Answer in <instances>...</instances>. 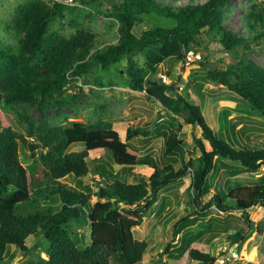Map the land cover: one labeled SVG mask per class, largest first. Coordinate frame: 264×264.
<instances>
[{
    "label": "trees",
    "instance_id": "obj_1",
    "mask_svg": "<svg viewBox=\"0 0 264 264\" xmlns=\"http://www.w3.org/2000/svg\"><path fill=\"white\" fill-rule=\"evenodd\" d=\"M79 1L89 8H104L105 17L117 27L115 42H98L95 34L78 23L69 33L54 29L53 24L58 21L60 25L73 11L64 3L49 5L41 0H27L18 6L4 27L15 44L7 45L0 39V264L13 260L11 247L20 255L28 254L27 241L31 237L44 241L47 259L37 256L26 264H140L148 244L136 240L132 229L142 224L158 192L187 174L191 177L193 206L200 205L204 211L212 205L225 213L237 211L249 221L252 208H264V176L252 186L215 185L205 205L201 199L210 192L208 178L214 171L215 158L232 177L258 173L264 163V145L242 140L236 124L212 132L199 107L183 97H169L166 91L173 90V85L148 77L156 75L158 66L171 59L179 63L181 78L200 99L204 98L206 84L218 83L264 118V65L249 57L264 40V0L245 11L239 30L224 27L226 14L231 12L225 8L232 0H114L113 5L109 0ZM145 17L163 24L135 33L136 24ZM201 36L218 43L234 58V67L208 69L209 63L198 59L197 67L192 66L185 78L187 54L200 53ZM136 57L143 60V66ZM201 57L207 60L204 54ZM124 59L130 87L143 92L146 99L158 101L169 113L153 130L129 128L122 139L106 120L90 125L70 122L39 130L33 119L17 114L19 122L28 126L27 135L32 138L28 142L6 118L4 111H15L17 104L35 107L39 112L67 108L82 92L74 81L99 68L107 72ZM68 86H73V92L66 91ZM183 111L188 115L186 123L198 125L211 147L207 151L202 141L194 138L201 156L187 162L183 142L177 139L180 126L176 117ZM154 138L164 142L163 166L152 157L139 160L140 145ZM20 142L36 157L33 166L21 164ZM76 144L83 150L68 152ZM93 151L106 152L121 169L139 164L147 168L133 173V182L126 183L114 176L106 159L89 162ZM177 163L180 167L175 169L173 164ZM88 175L93 177L92 187L64 182L69 177L79 180ZM92 198L97 201L91 203ZM193 214L196 217L180 220L179 230L195 225L203 217L202 211L193 209ZM70 222L89 226L88 244H75ZM254 226L256 232L264 233V222ZM194 238L180 239L172 251L179 257L188 252L189 258L199 264H215V256L190 248ZM244 239L243 232L235 228L228 236L231 245Z\"/></svg>",
    "mask_w": 264,
    "mask_h": 264
},
{
    "label": "rangeland",
    "instance_id": "obj_2",
    "mask_svg": "<svg viewBox=\"0 0 264 264\" xmlns=\"http://www.w3.org/2000/svg\"><path fill=\"white\" fill-rule=\"evenodd\" d=\"M27 0H0V39L7 45L15 44L9 32L4 30L18 6ZM49 5L56 2L69 5L72 14L67 19L52 25L54 29L62 28V32L69 33L72 31L73 24H79L85 29L90 30L96 35L98 42H115L117 40V27L113 21L105 17L104 8L94 6L86 7L79 0H41ZM262 0H232L231 12L226 14L224 27L239 30V24L246 10L256 5ZM163 24L150 18H143L135 26V33L151 29L154 25ZM202 44L197 53L189 58L190 65H186L187 72L185 78L190 75L192 66L198 59L200 62L209 63L208 69L234 67L235 59L228 56L222 51V48L216 42H210L206 37L201 36ZM204 54L206 61L201 55ZM259 64L264 65V40L250 53ZM139 60V65L143 66V60ZM126 59L113 66L109 71L96 69L92 73L81 76L73 85L81 88L79 99L73 102L69 107L64 109H47L39 112L35 107L17 104L15 111H4L6 118L10 121L13 128L23 135L28 142L32 140L28 134V126L20 123L17 114H25L28 118L34 120L35 129L43 130L47 128H57L70 122H81L84 124H94L100 120L110 121L115 130L124 139L127 130L141 128L147 131L153 130L158 123L168 118V111L156 100L146 99L143 92H135L130 87L129 79L125 72ZM196 61V62H195ZM193 63V64H191ZM195 64V65H194ZM160 76L166 77V85H173V90H167L166 94L177 99L183 97L189 104L201 109L202 115L209 128L214 133L222 132L229 124H236V131L241 135L242 140L258 146L264 145V118L256 114L250 105L241 97L232 92L227 86L210 82L205 85L204 98L200 99L186 85L181 78L182 72L178 62L171 59L165 60L158 66L157 74L149 76V79H161ZM73 82V78H70ZM73 86L67 87V92H73ZM188 94V97L186 96ZM188 115L182 112L176 117L177 126H180L177 139L183 142L185 148V161L190 159L196 160L201 156V151L196 147L194 138L202 141L205 149L211 151L208 141L203 139L201 128L198 125L192 126L186 123ZM162 123V122H161ZM140 145L138 141H135ZM250 144V145H251ZM139 160L152 157L156 159L160 166H163V148L162 138H154L147 144L140 145ZM83 147L79 144L72 145L68 152L82 151ZM39 150L36 151V155ZM20 162L24 167L33 166L36 157L32 156L27 146L19 143ZM104 158L111 165L114 176L126 183L133 182V173L144 170L147 167L139 164L131 169H121L120 166L114 165L112 157L106 152L93 151L90 153L88 161L94 158ZM215 168L209 175L208 183L210 192L205 194L202 199V205H205L212 197L214 186L220 187H238L252 186L258 183L259 179L264 176V163L258 173H245L232 177L226 171V168L215 158ZM166 163H169L168 161ZM229 165H235L229 163ZM178 169L179 164H173ZM41 168V167H40ZM96 178V176H95ZM93 177L88 175L85 178L76 180L69 177L64 180L69 186H89L92 187ZM97 179V178H96ZM191 177L187 174L185 177L178 179L173 184L161 189L157 196L158 199L149 210V214L143 219L140 226L132 229L133 237L139 241H145L148 244V250L143 256L140 264H199L189 258L188 252L179 257L172 248L179 245L182 238H194L192 249H197L208 253L217 258L215 264H264V233L259 234L255 230L257 222H264V208L254 207L248 212V220L242 213L237 211L221 212L213 205L207 210H201V206L192 205L193 194L190 189ZM97 201L92 198L91 203ZM228 203V202H227ZM228 205L232 206L231 203ZM193 209L202 211V218H198L195 225L179 230V222L185 217L189 219L196 217ZM250 222V223H249ZM234 226V227H233ZM239 229L244 234V241L239 244L231 245L228 242V236L233 232V228ZM72 238L77 246L88 244L91 236V230L87 224H77L70 222ZM177 231V233H175ZM30 252L26 255H20L11 247L10 255L14 256L9 264H26L28 259L39 256L47 259L44 253V241L31 237L27 241ZM9 256V257H11Z\"/></svg>",
    "mask_w": 264,
    "mask_h": 264
},
{
    "label": "built area",
    "instance_id": "obj_3",
    "mask_svg": "<svg viewBox=\"0 0 264 264\" xmlns=\"http://www.w3.org/2000/svg\"><path fill=\"white\" fill-rule=\"evenodd\" d=\"M192 56H193V52H190V53L187 54V63H186V65H189V58L192 57ZM160 77L162 79V82L166 83V77L165 76H160Z\"/></svg>",
    "mask_w": 264,
    "mask_h": 264
},
{
    "label": "water",
    "instance_id": "obj_4",
    "mask_svg": "<svg viewBox=\"0 0 264 264\" xmlns=\"http://www.w3.org/2000/svg\"><path fill=\"white\" fill-rule=\"evenodd\" d=\"M109 3H111L113 5L114 4V0H109Z\"/></svg>",
    "mask_w": 264,
    "mask_h": 264
}]
</instances>
